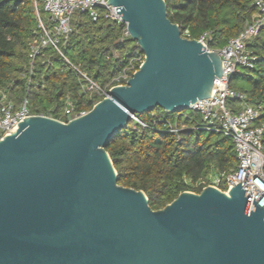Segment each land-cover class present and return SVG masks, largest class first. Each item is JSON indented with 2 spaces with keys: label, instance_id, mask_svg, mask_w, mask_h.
<instances>
[{
  "label": "water",
  "instance_id": "water-1",
  "mask_svg": "<svg viewBox=\"0 0 264 264\" xmlns=\"http://www.w3.org/2000/svg\"><path fill=\"white\" fill-rule=\"evenodd\" d=\"M103 5V4H101ZM143 61L68 122L29 115L0 139V264H264V208L241 183L152 210L106 147L136 115L211 97L218 52L181 36L164 0H107Z\"/></svg>",
  "mask_w": 264,
  "mask_h": 264
},
{
  "label": "trees",
  "instance_id": "trees-1",
  "mask_svg": "<svg viewBox=\"0 0 264 264\" xmlns=\"http://www.w3.org/2000/svg\"><path fill=\"white\" fill-rule=\"evenodd\" d=\"M164 1L167 17L179 26L181 36L198 39L207 33L212 49H220L237 37L256 13L254 0ZM36 9L41 16V7L34 6L33 0H0V106L9 103L17 111L26 101L29 115L53 119L64 117L67 102L73 115L88 112L103 96L85 90L86 80L79 73L107 92L133 55L142 52L125 35V24L103 14L92 21L85 13H75L71 32L59 45L61 54L52 47L42 49L30 74V47L36 43L39 30ZM249 50L258 60L252 69H241L232 76L228 86L241 98L227 104L234 111L242 103L259 109L262 115L257 124L264 125V27ZM135 118L144 126L131 119L106 151L118 185L143 191L152 210L164 208L182 192L199 193L202 188H195L196 182L216 171L236 169L231 139L201 129L197 114H168L156 108ZM170 125H175L176 133Z\"/></svg>",
  "mask_w": 264,
  "mask_h": 264
},
{
  "label": "built area",
  "instance_id": "built-area-1",
  "mask_svg": "<svg viewBox=\"0 0 264 264\" xmlns=\"http://www.w3.org/2000/svg\"><path fill=\"white\" fill-rule=\"evenodd\" d=\"M38 1L41 3V10L46 18L43 21L39 10L36 9V20L39 30L36 43L30 47V74L33 71L34 61L42 49L52 47L59 52V45L67 40L71 32L70 22L75 13H85L92 21H96L103 14L107 19L121 22L120 16L116 14V9L106 5L107 0ZM253 5L256 13L250 23L246 25L245 29L237 37L230 39L222 48H210L208 44L210 36L207 33L197 39L202 43L204 51L219 53L223 64V74L221 78L215 79L211 97L198 101L187 110L198 115L201 120V129L228 136L235 147L237 159L235 170L230 172L216 171L210 174L207 179L196 182L195 188L203 189L207 186H212L227 192L231 187L241 183L240 186L247 188V196L251 197L249 210H251L253 199L258 206L264 208V154L262 152L264 125L257 124L262 113L259 109L245 103H242L239 109L234 111L228 106L227 102L230 99L241 98L238 93L231 90L228 86L232 76L241 69H252L258 60L249 50V45L264 27V0H254ZM125 35H128L126 29ZM63 59L68 62L65 57ZM142 61L143 55L136 52L128 67L114 79V86L124 85L132 77ZM137 64L138 67L136 69ZM74 70L78 72L77 69L74 68ZM79 74L86 80L85 90L96 91L100 96H106V91L99 89L85 75ZM3 99H5L4 96ZM72 111L71 103L67 102L64 109V117L56 120L66 123L85 113L73 115ZM183 113L184 111L177 114L182 115ZM28 116L26 101L17 111L12 108L11 104L3 103L0 106V139L6 133L9 134L13 127L17 128V123L23 121V117ZM185 116L187 117L186 114ZM134 119L144 126L137 118ZM169 128L171 132H177L175 125H170Z\"/></svg>",
  "mask_w": 264,
  "mask_h": 264
},
{
  "label": "rangeland",
  "instance_id": "rangeland-1",
  "mask_svg": "<svg viewBox=\"0 0 264 264\" xmlns=\"http://www.w3.org/2000/svg\"><path fill=\"white\" fill-rule=\"evenodd\" d=\"M33 3H34V6H36L37 4H39L40 5V7H41V3H40V1H38V0H33ZM36 4V5H35ZM41 13H42V17H41V19L44 21L45 20V14L42 12V10H41Z\"/></svg>",
  "mask_w": 264,
  "mask_h": 264
}]
</instances>
